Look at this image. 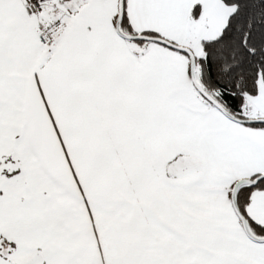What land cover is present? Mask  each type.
<instances>
[{
    "label": "snow or ice",
    "instance_id": "1",
    "mask_svg": "<svg viewBox=\"0 0 264 264\" xmlns=\"http://www.w3.org/2000/svg\"><path fill=\"white\" fill-rule=\"evenodd\" d=\"M0 264H264V0H0Z\"/></svg>",
    "mask_w": 264,
    "mask_h": 264
}]
</instances>
